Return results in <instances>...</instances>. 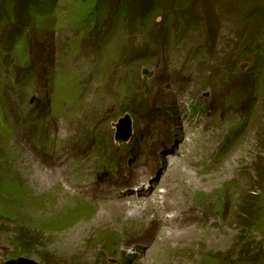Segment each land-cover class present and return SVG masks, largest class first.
Instances as JSON below:
<instances>
[{
	"label": "rangeland",
	"instance_id": "obj_1",
	"mask_svg": "<svg viewBox=\"0 0 264 264\" xmlns=\"http://www.w3.org/2000/svg\"><path fill=\"white\" fill-rule=\"evenodd\" d=\"M155 1L123 34L115 26L116 13L124 11L127 0H0V264L19 259L127 264L128 247L141 243L156 209L148 210L150 199L133 195L132 189L152 175L159 214L194 207L216 221L213 229L191 226L175 234L158 225L156 238L163 232L161 240L166 241L158 248L159 258L168 248L185 257L199 252L203 240L212 254L208 259L234 256L232 264H240V259L260 257L264 264V107L225 170L222 165L207 176L192 165L205 154L215 158L216 134L221 129L227 136L239 124V108L232 101L236 88L219 72L237 65L238 76H244L264 60V27L252 25L255 15L264 14V0ZM119 20L129 24L126 15ZM249 47L260 49L249 57L244 53ZM146 54L155 57L148 63L130 61ZM189 95L196 103L189 102ZM197 103L204 105V113ZM126 113L134 118L133 134L129 144L121 145L114 138ZM94 136L97 147L86 144ZM112 138L119 169L101 174L93 170L99 165L92 166V159H107L104 149L108 151ZM77 141L74 155H67V145ZM30 147L57 159L54 169H63L66 179L81 185L63 183L43 190L35 179L43 171L32 164ZM167 155L173 158L167 160ZM229 179L241 182L233 197L224 196ZM92 185L103 189L91 194L92 200L66 191ZM122 189L129 191L118 198ZM104 193L113 198H104ZM31 197L41 204L32 207ZM225 202L231 215L227 228L221 222ZM252 202L255 212L244 211V203ZM49 215L60 218L51 219L60 226L48 234L35 229ZM117 233L121 240L109 251L102 237L112 243L110 236ZM190 257L192 264L198 263Z\"/></svg>",
	"mask_w": 264,
	"mask_h": 264
},
{
	"label": "bare ground",
	"instance_id": "obj_2",
	"mask_svg": "<svg viewBox=\"0 0 264 264\" xmlns=\"http://www.w3.org/2000/svg\"><path fill=\"white\" fill-rule=\"evenodd\" d=\"M252 20H253L252 25L255 26L253 29L262 30V27H264V14L262 16H259V14H257L253 17ZM247 23H248V21H247ZM68 147L71 149L67 150V153L69 155H74L75 148L73 147V145H70ZM29 150H30V158H31L32 164H35L38 167L37 168L38 172L41 173V171H43V173H42L43 176H40L37 174V177H35V179L37 181L36 184L38 186H40L43 190L44 189L49 190V188L55 187L56 184H61V185H63V183L70 184L69 179H66L67 178L66 172L63 169L56 170L53 168V166L55 165V162L53 159L46 157V156H43L39 152L35 151L32 147H30ZM228 160L232 161L233 158H230ZM108 183H110V182H108ZM90 189L93 193H99L103 190V189H100V186H95V185H92ZM71 190H74V189H71ZM50 210H54V208L52 206H50ZM68 211H70V210H68ZM51 219L61 221L60 218H58L56 215H49L48 219H46L43 222H41L40 224H38V226L35 229H39L44 234H48L50 231H54L60 225L55 227L56 224L53 221H51ZM80 223H81V221H79L77 224L80 225ZM156 223L157 222H155L153 224V226L149 227L147 233L143 236L144 241H147L153 235V229H154V226L156 225ZM77 224L72 225V226H78ZM194 226L197 227V225H194ZM175 233H177V232H174V234ZM40 235L43 236V234H40ZM50 235H52V234H50ZM162 241L166 242L165 240H161V239H156L154 241L152 251L149 252V254H148L147 264H155L152 260L156 261V260L160 259L157 253H158V248H159L160 244L163 243Z\"/></svg>",
	"mask_w": 264,
	"mask_h": 264
},
{
	"label": "water",
	"instance_id": "obj_3",
	"mask_svg": "<svg viewBox=\"0 0 264 264\" xmlns=\"http://www.w3.org/2000/svg\"><path fill=\"white\" fill-rule=\"evenodd\" d=\"M131 137L130 133V121L129 119H126L122 126L120 127V132L118 135V139L122 141H127ZM5 264H36L33 261L25 260V259H19V260H11Z\"/></svg>",
	"mask_w": 264,
	"mask_h": 264
},
{
	"label": "trees",
	"instance_id": "obj_4",
	"mask_svg": "<svg viewBox=\"0 0 264 264\" xmlns=\"http://www.w3.org/2000/svg\"><path fill=\"white\" fill-rule=\"evenodd\" d=\"M129 4L128 11L134 15L142 14L144 15L145 11L148 10V7H151V4L156 3L155 0H127Z\"/></svg>",
	"mask_w": 264,
	"mask_h": 264
}]
</instances>
